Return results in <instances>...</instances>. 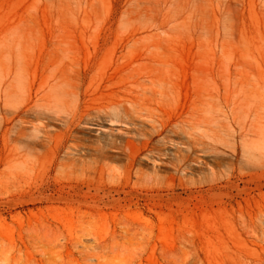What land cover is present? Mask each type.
I'll return each mask as SVG.
<instances>
[{
    "label": "rangeland",
    "instance_id": "1",
    "mask_svg": "<svg viewBox=\"0 0 264 264\" xmlns=\"http://www.w3.org/2000/svg\"><path fill=\"white\" fill-rule=\"evenodd\" d=\"M148 72L207 117L183 165L125 122L64 119ZM72 144L110 170L63 164ZM263 205L264 0H0V264H256Z\"/></svg>",
    "mask_w": 264,
    "mask_h": 264
},
{
    "label": "bare ground",
    "instance_id": "2",
    "mask_svg": "<svg viewBox=\"0 0 264 264\" xmlns=\"http://www.w3.org/2000/svg\"><path fill=\"white\" fill-rule=\"evenodd\" d=\"M156 62L157 61L155 60H151L149 63H147V65L149 66L151 64L155 69L163 70L162 63L160 62L156 63ZM144 64L146 63L144 62ZM140 66L143 67L142 64H140ZM123 67H125L123 69H127V70L131 69L132 68L131 62L126 63ZM176 81H173L172 79H168V78L158 77L155 76L153 73H149V72L143 76H138V75L129 76L128 78H123L121 80L112 83L111 89L109 90V92L106 93L108 99H106L105 104H95L92 102L91 104L82 107L81 95H85L89 91H91V94H94V92H96L98 90V87L100 86L98 85L97 87L91 89L89 85L85 88L84 91L82 90L75 94V96H77V100H79L80 102L77 103V108L74 110V112L69 117L65 116L64 119L67 125L69 126L80 122L99 124L98 123L99 120H101L103 117H106L112 121L125 122L127 126L129 125L130 129L135 130V132L131 134L132 136L138 134L142 138L141 146L137 148L138 152L145 150L146 153L144 156H148L149 153H155V155L158 154L163 156L172 155L176 158L175 160L176 163H178L179 165H183L185 164L183 163V161L185 160L186 157V150L190 146L194 147L195 145L196 146L200 145L202 146L201 149L204 146L205 142L201 140L202 138L199 139L197 137L198 135L195 136V134L191 132L193 130L190 131V129L194 123L197 124L198 122H201L200 121L201 117L203 118V116L205 117V115H203V111L197 110L195 108L196 107L195 101L189 100L190 101L189 103H184V104H182L183 102L182 101L180 104L178 83ZM204 94L207 95V93H203L202 96ZM209 101L210 100L207 99L208 103ZM164 104H171V105L175 104V107L173 108L172 112H168L167 114H164L161 111V107ZM39 106H41V104ZM41 107L40 109L36 110L37 117L46 118L48 117V115L54 116V114H56L55 112L56 109L55 110L52 109L49 111L45 109V107L42 108ZM144 124L149 125V127L146 128ZM168 127H169L168 130L171 131L172 133H178V131L181 130L186 132L188 141L182 144L184 145L185 148L177 146L178 143L180 142L175 141L171 137L170 133L165 132ZM157 136H160V138L152 144L150 149H147L152 139ZM109 140H114V138L112 136H109ZM167 144H169L170 149L166 148ZM78 146H79L78 144H72L69 147L67 146L68 148H67L66 160L63 162V164L70 167L87 166L93 168L94 170L98 169L101 173L105 172L104 171L105 169L110 170V165L107 162H104L105 160L101 162L99 157L95 155L86 157L85 151L79 149ZM95 148L97 147L95 146ZM133 158L134 156H132V161L134 160ZM163 162L164 161L161 159V157H158L157 163H163ZM108 174L110 175L111 173L108 172ZM135 177H136V181L139 183H146L149 180H153L156 178L155 176L147 175L139 166L135 167ZM262 243L263 242H261V244ZM242 257H244V255ZM257 258H258V263L256 264H263L262 262H264V256L259 254ZM248 264L251 263L249 262Z\"/></svg>",
    "mask_w": 264,
    "mask_h": 264
}]
</instances>
